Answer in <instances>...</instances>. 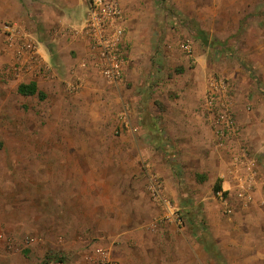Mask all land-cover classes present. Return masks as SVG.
Returning <instances> with one entry per match:
<instances>
[{
    "label": "rangeland",
    "instance_id": "obj_1",
    "mask_svg": "<svg viewBox=\"0 0 264 264\" xmlns=\"http://www.w3.org/2000/svg\"><path fill=\"white\" fill-rule=\"evenodd\" d=\"M56 1L0 0V264H100L104 255L118 264H264V185L253 192L264 180V0H119L131 38L122 81L94 72L70 91L80 82L72 66L58 71L55 93L23 95L17 87L29 79L8 71L15 54L3 25L21 24L44 54L57 45L68 55L65 32L81 31L85 7L64 17ZM212 90L222 107L231 102L234 133L219 132L218 108L206 105ZM179 106L199 112L203 129H186L197 151L209 143L230 163L244 153L255 174L235 170L216 192L217 168L209 175L212 164L179 157ZM77 163L97 193H68ZM151 174L182 224L163 218Z\"/></svg>",
    "mask_w": 264,
    "mask_h": 264
},
{
    "label": "built area",
    "instance_id": "obj_2",
    "mask_svg": "<svg viewBox=\"0 0 264 264\" xmlns=\"http://www.w3.org/2000/svg\"><path fill=\"white\" fill-rule=\"evenodd\" d=\"M81 30L89 40V55L94 68L110 82L122 81L124 79L128 49L125 10L121 2L119 0H89ZM3 32L9 47L13 49L15 54V61L9 67V72L10 70L15 73L25 70L45 72L49 69L47 63H41L42 57L36 41L21 24L18 22L5 23ZM82 66L85 68L89 67V62H83ZM79 85L80 83L69 82L68 89L70 91L77 90L80 87ZM217 94V91L212 90L206 99V105L208 108H218L219 132L222 135L234 133L236 131V123L229 111L231 102L229 101L222 107L218 104ZM241 156L246 159L244 165L247 168L246 170L250 172L248 174L250 176L254 175V161L248 160L244 153ZM239 188L238 192H240V195H245L247 198L250 196L248 194L251 191L250 184L239 183ZM149 190L153 199L162 207L164 211L163 218L182 224L183 218L166 196L158 175H150ZM218 192L220 193L221 191ZM99 262L100 264H118L117 261L105 255L100 258Z\"/></svg>",
    "mask_w": 264,
    "mask_h": 264
},
{
    "label": "crops",
    "instance_id": "obj_3",
    "mask_svg": "<svg viewBox=\"0 0 264 264\" xmlns=\"http://www.w3.org/2000/svg\"><path fill=\"white\" fill-rule=\"evenodd\" d=\"M56 2H58V7H55L56 5H53V6H51V8L53 7L55 9V11H57L59 14L63 13L64 17H73L78 11L81 10L82 7H85L83 20L85 19L87 7H88V0H75L73 2H72V0H58ZM126 15L127 14H125V25H126V27H128ZM79 30L80 29H77V31H72L71 28H69L67 30V32H65L66 37H65V40H63V41H65V43L67 45L68 55L67 54L63 55V54L57 53L56 50H54L55 47L57 48V45H52V48L47 46L48 52L46 51L45 54L42 53L43 49L39 48L41 57L45 58L49 62L50 68L46 72L39 71V70H34V71L25 70V71L21 72L20 75L22 77L28 76L27 78L29 79V81H27V82L35 81L37 83L39 89L42 87L44 90H49L50 92L55 93L56 87H58L56 77H57V75L60 76L58 71L60 69L61 70L62 69H68L69 67L71 68L73 66L71 68V71H70L71 79L77 80L76 78H78L80 80L79 83L81 86L79 87V90L82 87H86L87 84H85V86L83 85L84 80L86 81V78H87V81H88V77H90L89 75H91V73H94V72L99 73V74H101V73L98 70H96L94 68V66L92 65V61H91L90 55H89L90 54L89 40L82 33V30L81 31H79ZM129 38L127 36V39H129ZM130 40H131V38H130ZM11 50H12L11 53L13 54L14 51H13V49H11ZM83 62H89V67L85 68L84 66H82ZM68 77H70L69 74H68ZM125 77H126V73L124 71V78ZM103 78L105 80H107L104 76H103ZM69 82H72V81H69ZM17 90H18V87H17ZM79 90L76 91L75 93H78ZM61 93L63 94V93H67V92L62 91ZM45 94L47 95L46 92H45ZM56 95L59 96L60 92L58 91L56 93ZM179 107L181 108L178 111L179 115H180L179 122H180V124H181V122H183V124L181 125V130H180L181 131L180 138L178 139V152H179V157L181 159L185 158V154H188L187 156L189 158H193V160L195 162L196 161L199 162V164H201V166H204L203 163H206L209 166H210V164H212V167H209V168L204 167L203 169L206 170L209 175H211L212 174L211 172L215 173L213 168H217L218 169V176H220L218 178H221L222 179L221 183H224V184H227L230 182L229 179H230V177H232V173L235 174L234 173L235 170L238 171L240 173V175L242 174L243 171L248 172L247 170H242L243 169L242 166H244L245 163L241 160V155H242L241 152H239V153L235 152V154L230 157V160H231V163H230V162L224 161V159H227V158L223 157L224 156L223 151H218V153H214V150L210 149V148H213L212 147L213 145H211L209 143L208 144L205 143L204 151L203 150L197 151L196 145H194V144H196V142H195L196 139L190 137L189 133L187 135L186 129L190 130L191 134H197L199 130L203 129L202 127H201V129H200V127H197L199 122L196 121L195 115L198 114L199 112L194 110L195 109L194 107L193 108L192 107L186 108L183 106H179ZM186 118H193L192 119L193 121L188 122L185 120ZM164 119H165L164 122L168 123L166 121V120H169V117H167V114H165ZM202 126L204 127V130L208 133V131L211 128V124H209L207 122H203ZM206 148H208V151H206ZM201 151H203L204 155L201 154ZM216 160H218V164H216V162H217ZM234 164H236V166L239 168V170L234 168L235 167ZM66 175L68 178L67 179L68 185L66 186V189L69 190L68 193H70V194L71 193L78 194V195L84 194V193H86L87 186H90L89 192L97 193L98 188L101 187L99 185V183L97 182V180H95L96 177L88 176L84 170V166H82V165L80 166L78 163L74 166V168L69 170L68 174L66 173ZM263 177H264V175H263ZM88 178L90 180H88ZM71 180L73 182L72 183V187H73L72 191L70 190V185H69L70 184L69 181H71ZM260 181H262V182H260ZM76 185H77V187H76ZM257 185L258 186L264 185V180L263 179L255 180V187H253V192L257 188ZM164 186H165V184H164ZM234 186L236 188L237 183H234ZM262 187H264V186H262ZM222 188H223V186H222ZM251 190H252V187H251ZM62 191L65 192L66 191L65 188H63ZM164 191H165V189H164ZM64 202H66V201H64ZM49 258H52V255L49 256Z\"/></svg>",
    "mask_w": 264,
    "mask_h": 264
},
{
    "label": "trees",
    "instance_id": "obj_4",
    "mask_svg": "<svg viewBox=\"0 0 264 264\" xmlns=\"http://www.w3.org/2000/svg\"><path fill=\"white\" fill-rule=\"evenodd\" d=\"M200 38L203 43H210L209 39L206 36V33L204 30L200 29L199 30ZM211 44V43H210ZM18 91L23 94V95H38L40 99H44L46 97V94L44 91L40 90L38 88V85L35 81H30V82H22L18 85ZM2 147V142H0V148ZM197 178L200 179V181H203L207 178V175L201 173L197 175ZM222 179L218 178L217 182L214 185V190L216 192L222 191Z\"/></svg>",
    "mask_w": 264,
    "mask_h": 264
}]
</instances>
